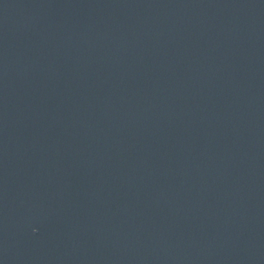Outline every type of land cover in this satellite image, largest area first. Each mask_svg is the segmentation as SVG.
<instances>
[{
    "label": "water",
    "instance_id": "95a60500",
    "mask_svg": "<svg viewBox=\"0 0 264 264\" xmlns=\"http://www.w3.org/2000/svg\"><path fill=\"white\" fill-rule=\"evenodd\" d=\"M0 264H264V0H0Z\"/></svg>",
    "mask_w": 264,
    "mask_h": 264
}]
</instances>
